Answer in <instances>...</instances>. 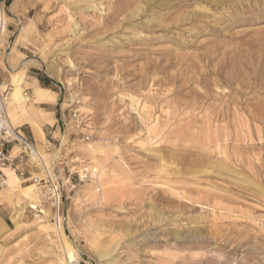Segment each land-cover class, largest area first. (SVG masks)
Here are the masks:
<instances>
[{"label": "rangeland", "instance_id": "374dc122", "mask_svg": "<svg viewBox=\"0 0 264 264\" xmlns=\"http://www.w3.org/2000/svg\"><path fill=\"white\" fill-rule=\"evenodd\" d=\"M78 1L5 0L0 82L59 77L60 201L0 199V264H264V0Z\"/></svg>", "mask_w": 264, "mask_h": 264}, {"label": "crops", "instance_id": "0c3cea01", "mask_svg": "<svg viewBox=\"0 0 264 264\" xmlns=\"http://www.w3.org/2000/svg\"><path fill=\"white\" fill-rule=\"evenodd\" d=\"M6 5V2L4 0ZM27 63L29 61H26ZM24 82L22 84V90L27 95L28 98H31L32 103L23 104V105H14V110L12 111L13 116H15L16 122L13 126L32 143L34 150H40L42 148L50 145L48 137L56 136L58 127H57V118L56 113L58 111V93L53 89L55 86L54 82L47 73L43 72L37 66L32 64H27V67L24 72ZM4 84V83H3ZM11 87V84H8ZM37 89H47L53 95V101L46 102H35V93ZM32 104V105H31ZM38 125L42 134L43 141L37 140L34 132L32 131V124ZM39 145V146H37ZM30 160L26 162L24 168L20 170L19 168H9V173H13L14 176H9L6 186V191H0V199H13L17 196V189L24 191V193H30L35 195L34 186L37 189L44 190L42 184H34L32 182L33 178H38L36 175L40 173V167L35 166L30 163ZM6 170V171H8ZM42 179V178H39ZM31 182L33 185L21 187V183ZM13 183V184H12ZM11 188L15 190L10 192Z\"/></svg>", "mask_w": 264, "mask_h": 264}, {"label": "built area", "instance_id": "2783aa9c", "mask_svg": "<svg viewBox=\"0 0 264 264\" xmlns=\"http://www.w3.org/2000/svg\"><path fill=\"white\" fill-rule=\"evenodd\" d=\"M7 8L4 0H0V39L2 35V27L5 28L4 18ZM10 100V89L0 82V189L5 185L7 176L5 170L9 168H19L26 164L31 159V154L34 152L32 143L13 127L7 105ZM88 139V138H87ZM44 177L42 179L33 178L34 184H42L47 200L53 205L58 212L59 207V183L55 174L43 168Z\"/></svg>", "mask_w": 264, "mask_h": 264}, {"label": "bare ground", "instance_id": "6f19581e", "mask_svg": "<svg viewBox=\"0 0 264 264\" xmlns=\"http://www.w3.org/2000/svg\"><path fill=\"white\" fill-rule=\"evenodd\" d=\"M78 2L89 4L91 2V0H79ZM88 8H91V7H88ZM69 18L71 19V17H69ZM4 25H5V21H4ZM2 30H4V27H2ZM26 67H27V65L25 64V66L22 69L20 68L19 73L17 75H14V77L12 76L13 80H11L12 81L11 85L13 86V88L10 91L11 102L7 105V111H8V113L10 112L9 118L11 117L10 121H11L12 125L15 124V122H16L15 116H13V114H12V111L14 110V105H23V104L32 103L31 98L27 97V95L23 91L24 89L22 90V84L24 82V76H25L24 72H25ZM46 71H47L49 76H51V77H53L55 79H59L58 74L56 73V71H54V69L52 67V64H49V63L46 64ZM34 93H35V100H34L35 102H46V101L52 102L53 99L55 98V97L53 98L52 93L49 90H47V89H37V90L34 91ZM32 131L34 132L35 136L37 137V140H39V141H43L44 140L43 134H42L40 128L38 127V125L33 124ZM32 153L35 156H39L38 150H36V149ZM5 174L8 177L6 172H5ZM9 176H14V174L13 173H9ZM6 186H7V182L1 188L2 192L6 191V189H7ZM32 209L37 210V208L34 207V206H32ZM38 213L43 215L44 211L39 210ZM65 247H66L65 250L69 252L68 245L67 246L65 245ZM196 264H198V263H196Z\"/></svg>", "mask_w": 264, "mask_h": 264}]
</instances>
